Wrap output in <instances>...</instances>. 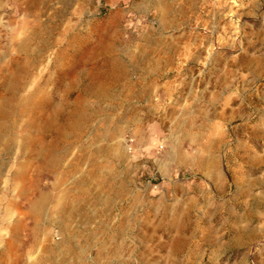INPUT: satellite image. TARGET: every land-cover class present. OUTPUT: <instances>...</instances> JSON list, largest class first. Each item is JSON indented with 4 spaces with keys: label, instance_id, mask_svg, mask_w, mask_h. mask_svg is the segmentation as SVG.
Masks as SVG:
<instances>
[{
    "label": "rangeland",
    "instance_id": "obj_1",
    "mask_svg": "<svg viewBox=\"0 0 264 264\" xmlns=\"http://www.w3.org/2000/svg\"><path fill=\"white\" fill-rule=\"evenodd\" d=\"M0 264H264V0H0Z\"/></svg>",
    "mask_w": 264,
    "mask_h": 264
},
{
    "label": "crops",
    "instance_id": "obj_2",
    "mask_svg": "<svg viewBox=\"0 0 264 264\" xmlns=\"http://www.w3.org/2000/svg\"><path fill=\"white\" fill-rule=\"evenodd\" d=\"M177 82L175 83V81H171V82H167V88H170L168 89L166 92H167V95H166V100H167V103L165 105H147L145 107H143L142 109L143 110H146V112L148 113H155V112H158V111H161V108L162 110H167V111H175L177 110V108L174 106V105H171V99H175V93L174 92V87L177 86ZM190 85H193V86H196L197 85V81L196 82H193V84L191 83ZM180 86V84H178V87ZM199 97V98H198ZM198 101L200 100V95H196L195 98H194V101ZM160 109V110H159ZM150 134V130L149 129H144V132H143V135H146V134Z\"/></svg>",
    "mask_w": 264,
    "mask_h": 264
},
{
    "label": "bare ground",
    "instance_id": "obj_3",
    "mask_svg": "<svg viewBox=\"0 0 264 264\" xmlns=\"http://www.w3.org/2000/svg\"><path fill=\"white\" fill-rule=\"evenodd\" d=\"M107 95H108V94H107ZM213 95H214V94H213ZM198 98H199V97H198ZM214 99H215V98H214ZM173 157H174V155H171V156H169V159H170L171 161H174L173 159H174V158L176 159V155H175L174 158H173ZM181 159H182V158H181ZM182 160H183V159H182ZM99 196H100V195H98L97 198H98ZM98 199H99V198H98ZM173 244H174V243H173ZM173 244H172V245H173ZM183 245H185V244H183ZM167 248H171V247L168 246Z\"/></svg>",
    "mask_w": 264,
    "mask_h": 264
}]
</instances>
